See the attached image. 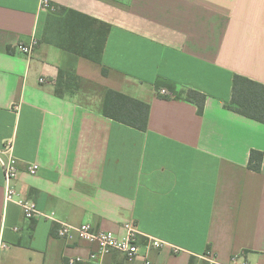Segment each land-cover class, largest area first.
I'll return each mask as SVG.
<instances>
[{"label": "crops", "instance_id": "0c3cea01", "mask_svg": "<svg viewBox=\"0 0 264 264\" xmlns=\"http://www.w3.org/2000/svg\"><path fill=\"white\" fill-rule=\"evenodd\" d=\"M50 1L111 29L99 64L43 40L42 0H0V150L12 143L14 185L40 211L5 204L0 163L1 264H94L97 245L60 237L62 224L122 237L127 222L141 254L105 264H264V159L248 165L264 121L228 106L235 75L264 84V0ZM33 38L31 55L15 50ZM60 69L81 78L74 95L56 94ZM107 89L149 103L148 128L104 115ZM188 89L206 94L202 114ZM151 238L164 246L147 251Z\"/></svg>", "mask_w": 264, "mask_h": 264}, {"label": "trees", "instance_id": "16d2710c", "mask_svg": "<svg viewBox=\"0 0 264 264\" xmlns=\"http://www.w3.org/2000/svg\"><path fill=\"white\" fill-rule=\"evenodd\" d=\"M54 4L56 10L49 11L43 40L67 51L101 64L111 26L77 10ZM108 73L103 67V74ZM81 78L64 69L59 70L56 94L59 97L74 95L81 88ZM185 99L204 112L205 93L188 89ZM238 113L251 119L264 121V84L246 76L235 75L232 98L228 105ZM150 104L114 89H107L102 104V113L118 122L146 130L149 123ZM264 153L252 150L249 168L261 171Z\"/></svg>", "mask_w": 264, "mask_h": 264}, {"label": "built area", "instance_id": "2783aa9c", "mask_svg": "<svg viewBox=\"0 0 264 264\" xmlns=\"http://www.w3.org/2000/svg\"><path fill=\"white\" fill-rule=\"evenodd\" d=\"M42 8L54 12L56 10L54 4L50 0H42ZM39 44L37 38H33L30 43L20 42L15 45V50L27 55H31L35 47ZM44 79H41L43 81ZM161 93H168L167 90L162 89ZM0 163L3 169L5 177V204L14 203L19 205L25 214V218L30 220L40 213L36 202L26 198L14 185V181L17 179L20 173V168L16 156L13 154V146L11 142H8L3 149L0 150ZM40 166L38 164H32L29 167L30 173H37ZM126 233L124 236H118L114 232L109 230L94 228L91 224L85 223L78 227L63 223L59 229V236L65 239H74L78 236L80 239L97 245L98 249L94 250L90 254V259L94 264H105L100 258L110 255L117 251L125 255L127 258H135L141 254L143 249L142 244L139 242L138 236L140 234L137 226L133 222H127L124 224ZM18 229V228H16ZM164 246V242L157 238H151L145 244L147 251L160 250ZM7 245L5 243L0 244V264H1V252ZM202 258L208 259L211 264H220L216 262L215 257L209 254H205ZM80 259V258H78ZM151 259L147 257V253L144 255L143 264H151ZM228 264H252L247 259H239L234 256Z\"/></svg>", "mask_w": 264, "mask_h": 264}]
</instances>
